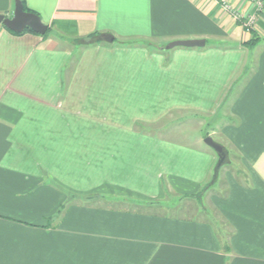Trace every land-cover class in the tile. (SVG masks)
I'll return each mask as SVG.
<instances>
[{
	"label": "crops",
	"instance_id": "obj_1",
	"mask_svg": "<svg viewBox=\"0 0 264 264\" xmlns=\"http://www.w3.org/2000/svg\"><path fill=\"white\" fill-rule=\"evenodd\" d=\"M20 1L50 32L0 24V264H264V4L251 33L213 0ZM96 33L109 36L75 43ZM192 39L206 46L165 50ZM179 113L218 118L216 143L239 156L212 198L223 227L81 201L56 217L63 191L149 204L201 192L219 157L159 133Z\"/></svg>",
	"mask_w": 264,
	"mask_h": 264
},
{
	"label": "rangeland",
	"instance_id": "obj_2",
	"mask_svg": "<svg viewBox=\"0 0 264 264\" xmlns=\"http://www.w3.org/2000/svg\"><path fill=\"white\" fill-rule=\"evenodd\" d=\"M264 1V0H262ZM264 4V2H263ZM78 45V44H77ZM81 46V45H78ZM70 73V72H69ZM224 118L223 116L220 118ZM218 119V118H217ZM216 117H208V118H201L199 116H188L187 114L179 113V114H172L168 118L164 119L162 122L159 123L160 134L168 135L171 139H174L178 142L183 144H193L197 140H203V144L205 147L208 146L205 144V138L212 137L215 142L219 139L216 133H214L215 126L220 125L221 121L218 122ZM228 120H224V125H226ZM221 141V140H220ZM204 147V146H203ZM210 150L213 151L215 155L217 153L214 149L210 147ZM225 159L224 163L221 168L218 170L216 174V182H214V176L216 169L218 167L219 158L216 162V166L214 167V171L212 173L211 180L209 182V187L202 193L200 203H197L194 200L185 199L180 196L173 195L171 193L167 194V198L164 201L153 203H145L136 200H132L129 198H122L119 197L117 199L112 198L111 196L101 197L98 204H93V206L97 207H104L110 206L123 209H135V205L132 202H139L140 206L144 205H153L154 210H158V213L164 215H170L173 217L178 218H209L210 221L216 222L217 226H222L223 221L218 216L215 208H213L212 198L213 196H219L220 193H225L226 190V178L228 175H234L236 171L242 170V164L238 159V155L234 147L227 145L225 147ZM74 193V192H72ZM75 194V193H74ZM100 196V195H96ZM80 204H86L85 200H82ZM142 210L151 211L152 209H148L149 207L144 206L141 207ZM223 227V226H222ZM224 229V228H223ZM231 232V228L226 227L223 230V233L228 236Z\"/></svg>",
	"mask_w": 264,
	"mask_h": 264
},
{
	"label": "water",
	"instance_id": "obj_3",
	"mask_svg": "<svg viewBox=\"0 0 264 264\" xmlns=\"http://www.w3.org/2000/svg\"><path fill=\"white\" fill-rule=\"evenodd\" d=\"M0 24L17 34H21L27 29H30L34 33L44 36L49 31V26L42 21L39 15L25 11L24 4L20 0H16L15 10L12 17H7L5 14L0 13ZM109 41L113 42L114 38H111ZM205 46V39L176 40L168 43L165 46V50L169 51L176 48H203ZM205 144L214 149L219 157L218 167L215 172L216 177L218 170L224 163L225 150L224 147L216 143L212 137L205 138Z\"/></svg>",
	"mask_w": 264,
	"mask_h": 264
},
{
	"label": "trees",
	"instance_id": "obj_4",
	"mask_svg": "<svg viewBox=\"0 0 264 264\" xmlns=\"http://www.w3.org/2000/svg\"><path fill=\"white\" fill-rule=\"evenodd\" d=\"M24 9H25V11H28V12H33V13H35L34 11H32V10H30V9H28L25 5H24ZM5 29H7L5 26H3ZM8 31H10L11 33H13V34H15V35H23L24 33H26V32H30V33H34L32 30H30V29H27L25 32H23V33H21V34H17V33H14V32H12L11 30H9V29H7ZM49 32H50V28H49ZM49 32L46 34V35H44V37H47L48 35H49ZM251 33H253V31L251 32ZM255 33V32H254ZM36 34V33H35ZM109 35H100V34H92V35H89L87 38H82V39H76L75 40V43L76 44H78V45H81V46H88V45H93V44H100L102 41H104V39L106 38V37H108ZM260 41H262V39L259 37V36H256V35H254V34H252V37L247 41V42H245L244 43V45H253V44H255V43H258V42H260ZM144 43V46H151L152 45V43L151 42H143ZM215 177V176H214ZM214 182H216V177H215V179L213 180ZM210 185H209V183L208 184H206V186L201 190V192H199L198 194H195V195H191V196H182L183 198H185V199H189V200H194V201H196L197 203H200V200H201V195H202V193L209 187ZM165 191H166V195L168 194V192H167V189L165 188L164 189ZM63 193H65L66 194V196H67V201L64 203V204H62V206H61V208H60V210L58 211V215H56V217H59V215H61L62 214V212L66 209V207H67V205H69V204H75V203H77V202H79V201H81L82 202V200H85V203L86 204H84V205H93V204H98V201L100 200V198L102 197H104V196H102L101 194H96V193H94V194H89V195H80V194H74V193H71V192H64L63 191ZM96 195H100V196H96ZM101 201H99V203H100ZM134 205H135V207H137V208H135V209H126V210H128V211H133V212H137V213H144V210H142V208L141 207H144V206H147V207H149L148 209H152L151 210V212H154L153 214H155V215H158V214H160V212L158 213V210H154V206L153 205H142V206H140V203L139 202H132ZM155 204V203H154ZM112 208V209H117V210H125V209H123V208H120V206H118L117 208H114V206L113 207H110V206H105V208ZM55 217V218H56ZM54 217L53 218H50L49 220V223H53L52 221L55 219ZM187 219H188V217H186ZM194 220H196L197 218H193Z\"/></svg>",
	"mask_w": 264,
	"mask_h": 264
},
{
	"label": "built area",
	"instance_id": "obj_5",
	"mask_svg": "<svg viewBox=\"0 0 264 264\" xmlns=\"http://www.w3.org/2000/svg\"><path fill=\"white\" fill-rule=\"evenodd\" d=\"M214 2L221 5L223 10L229 13L235 20L244 21L243 25L248 32H257L259 31V24H258V17L257 14L262 12L263 9V1L257 0L255 3V11L250 14L246 15L243 14L241 11H238L229 0H213Z\"/></svg>",
	"mask_w": 264,
	"mask_h": 264
}]
</instances>
